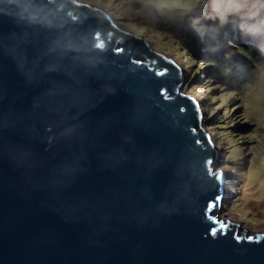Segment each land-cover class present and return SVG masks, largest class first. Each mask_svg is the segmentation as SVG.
Masks as SVG:
<instances>
[{"label":"water","instance_id":"water-1","mask_svg":"<svg viewBox=\"0 0 264 264\" xmlns=\"http://www.w3.org/2000/svg\"><path fill=\"white\" fill-rule=\"evenodd\" d=\"M185 79L102 7L0 0V264H264L222 206L211 233L225 179Z\"/></svg>","mask_w":264,"mask_h":264},{"label":"rangeland","instance_id":"rangeland-1","mask_svg":"<svg viewBox=\"0 0 264 264\" xmlns=\"http://www.w3.org/2000/svg\"><path fill=\"white\" fill-rule=\"evenodd\" d=\"M79 1L109 11L115 24L181 66L186 79L180 91L199 99L212 143L223 145L225 152L214 168L225 171L226 197L220 212L213 213L248 232L264 231V39H244L247 35L239 30L227 42L221 36L216 46H206V35L213 43L219 39L209 25L217 21L221 26L217 18L207 17L229 15L228 0H167L165 7L157 6L160 0ZM214 3L219 11L213 10ZM193 18L200 21L195 24ZM244 21L243 27L250 25L246 19L235 24ZM240 134L245 137L235 140Z\"/></svg>","mask_w":264,"mask_h":264},{"label":"clouds","instance_id":"clouds-1","mask_svg":"<svg viewBox=\"0 0 264 264\" xmlns=\"http://www.w3.org/2000/svg\"><path fill=\"white\" fill-rule=\"evenodd\" d=\"M76 1L81 2L79 0H76ZM82 3H85V2H82ZM166 5H167V0H160V3L157 6L158 7H165ZM225 8H226L227 12L229 13V16L226 19H223L222 23L229 22L230 20H233V19H246L247 21L250 22V30H253V32L241 30L242 32H244L245 35H247V37H245L244 39H249V40L250 39H256V40H259V43H260V41L263 42L262 39H264V27L263 28H259V27L264 26V0H228V3L225 5ZM213 10L219 11V7L217 5H215V3L213 4ZM108 13L110 15H112L109 11H108ZM207 18L213 19V18H218V17L209 16ZM244 25L245 24H242V26H244ZM239 30H236V31H239ZM236 31L234 30L233 32L228 33L226 36L228 38H230L231 35L233 37L238 36V34H240V33L236 32ZM258 34L260 35L259 38H258ZM224 41H226V40H224ZM182 85L180 86V88L182 87ZM180 88H179V90H181ZM180 92L183 93L184 91H180ZM183 94H187V93L184 92ZM188 95H190V94H188ZM192 97L196 98L195 96H192ZM196 100L199 102L198 98H196ZM199 106H200V103H199ZM201 108H202V106H200V109ZM201 113H202L203 118L201 119L200 125H201L202 129L204 130V132H206L208 134V137L210 138V137H212L211 131L206 129V126H204L205 115H204L203 111ZM211 144L213 146L214 153H213V160H212L213 167H211V166L210 167H211V169H213V171L221 170V172L223 173V176L225 179L224 183H223V195H224V199H225V197H226L225 196L226 195L225 194V191H226L225 171L222 169H215L214 168V164L220 163L219 159H221V161H223V157H222L223 154L221 152L222 149L220 148L218 143L214 145L212 143V139H211ZM218 212H220V210ZM224 219H226V218H224ZM228 219H230V218H228ZM243 228L245 229V227L241 226L240 233L243 231ZM245 230L247 231V229H245ZM247 233H250V232L247 231ZM247 235H249V234H247Z\"/></svg>","mask_w":264,"mask_h":264},{"label":"snow or ice","instance_id":"snow-or-ice-1","mask_svg":"<svg viewBox=\"0 0 264 264\" xmlns=\"http://www.w3.org/2000/svg\"><path fill=\"white\" fill-rule=\"evenodd\" d=\"M143 31L144 30L141 29V32H143ZM198 104H199L198 102H197V104H195V108H196V111L198 113H200L201 112V109L197 107ZM199 118L202 119L203 116L200 115ZM74 131L75 130L72 129V128L65 129L64 135L70 137V136H72L74 134ZM193 131H197V129H193ZM209 145H211V139L210 138H209ZM207 164L208 165H211L212 164V161L211 160H208L207 161ZM210 174L213 175V176H215L218 181L222 179V174L217 173L215 171H212L211 169H210ZM221 206H222V196L220 194H216L214 196V198H212V199L209 200L207 207L204 209V212L206 214V218L209 219V221L212 222L215 225V226H213L211 228V233L213 235H216V233L218 231L223 230V229L229 227V222L228 221H221V220L218 219L217 216H209V215H207L211 210L218 209ZM235 238L236 239H241L242 237L237 236ZM245 238L246 239H249V240L254 239V237H245ZM255 239H259V237H256Z\"/></svg>","mask_w":264,"mask_h":264},{"label":"trees","instance_id":"trees-1","mask_svg":"<svg viewBox=\"0 0 264 264\" xmlns=\"http://www.w3.org/2000/svg\"><path fill=\"white\" fill-rule=\"evenodd\" d=\"M187 2H185V4H186ZM212 16H216V17H218L217 18V20H220V22H221V26H219L218 25V22L216 21L215 23H211L210 25H209V27H214L215 28V30H216V34H217V36H219V39L218 38H216V39H214L215 41H214V43L211 41V39L210 38H208V35H206V37H204L203 38V40H205V44H206V46H216L215 45V43L216 42H218V41H220L221 40V36H222V39L223 40H231L230 38H228L226 35L228 34V33H231V32H233L234 30L236 31V30H242V31H248V32H253V30H250V25L249 26H245V27H243L242 26V24H246V22L244 21V22H237L236 24H235V22H236V20L237 19H233L234 21H229V22H226L227 24H225V26H223V28H222V25H223V23H222V20L223 19H226L229 15H222V16H220V15H212ZM193 21H194V23L195 24H197L200 20H199V18L198 19H195V18H193ZM236 28V29H235ZM236 32H238V31H236ZM206 33L208 34V33H211V31L209 30V29H207L206 30ZM260 43H261V41H260ZM200 66L202 65V64H199ZM207 81H209V80H206V82ZM236 107V106H235ZM235 107H233V109H230V111H232V110H234L235 109ZM213 114H210L209 115V117H211ZM218 118V117H217ZM245 137V135H243V134H240V136L238 137V138H235V140H242L243 138ZM223 146V145H222ZM222 146L220 147V148H222ZM235 146H240V145H238V144H236ZM222 154H223V158L225 159V152H223V149H222Z\"/></svg>","mask_w":264,"mask_h":264},{"label":"bare ground","instance_id":"bare-ground-1","mask_svg":"<svg viewBox=\"0 0 264 264\" xmlns=\"http://www.w3.org/2000/svg\"><path fill=\"white\" fill-rule=\"evenodd\" d=\"M117 26H119V24H117ZM202 109V108H201ZM203 110H201V112H202ZM211 139H212V137H210ZM211 167H213V162H212V165H211Z\"/></svg>","mask_w":264,"mask_h":264}]
</instances>
